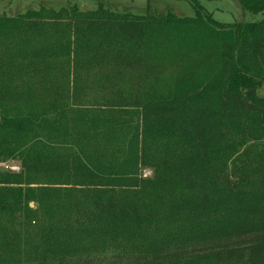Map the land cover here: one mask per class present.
Wrapping results in <instances>:
<instances>
[{
  "label": "trees",
  "instance_id": "16d2710c",
  "mask_svg": "<svg viewBox=\"0 0 264 264\" xmlns=\"http://www.w3.org/2000/svg\"><path fill=\"white\" fill-rule=\"evenodd\" d=\"M188 1L0 15V264H264V0Z\"/></svg>",
  "mask_w": 264,
  "mask_h": 264
},
{
  "label": "rangeland",
  "instance_id": "374dc122",
  "mask_svg": "<svg viewBox=\"0 0 264 264\" xmlns=\"http://www.w3.org/2000/svg\"><path fill=\"white\" fill-rule=\"evenodd\" d=\"M199 3L206 12L210 13L219 22L259 20L254 14L245 11L238 0H199ZM42 7L55 11L68 7H75L79 10H96L103 7L120 13L157 14L173 12L181 17L196 15L194 7L188 0H0V15L16 16L28 9H40ZM42 85L44 88L46 86L52 87L51 84L42 83ZM23 94H25L24 91ZM258 95L264 96V85L258 89ZM56 98L59 99L50 93L44 96L22 95L18 99L17 105L54 108V104H57V102H54L57 101ZM19 169L20 165L17 161H0V170L2 171H18ZM144 175H151V171L145 169Z\"/></svg>",
  "mask_w": 264,
  "mask_h": 264
},
{
  "label": "crops",
  "instance_id": "0c3cea01",
  "mask_svg": "<svg viewBox=\"0 0 264 264\" xmlns=\"http://www.w3.org/2000/svg\"><path fill=\"white\" fill-rule=\"evenodd\" d=\"M255 17L261 19L262 18V15L261 14H258V15H255Z\"/></svg>",
  "mask_w": 264,
  "mask_h": 264
},
{
  "label": "water",
  "instance_id": "95a60500",
  "mask_svg": "<svg viewBox=\"0 0 264 264\" xmlns=\"http://www.w3.org/2000/svg\"><path fill=\"white\" fill-rule=\"evenodd\" d=\"M0 123H1V118H0Z\"/></svg>",
  "mask_w": 264,
  "mask_h": 264
}]
</instances>
